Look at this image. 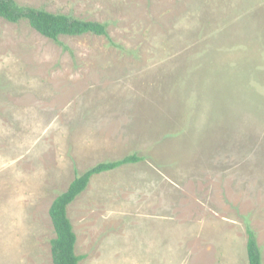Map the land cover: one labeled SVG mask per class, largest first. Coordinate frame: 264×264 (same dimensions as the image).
I'll list each match as a JSON object with an SVG mask.
<instances>
[{
	"label": "rangeland",
	"instance_id": "obj_1",
	"mask_svg": "<svg viewBox=\"0 0 264 264\" xmlns=\"http://www.w3.org/2000/svg\"><path fill=\"white\" fill-rule=\"evenodd\" d=\"M106 24L49 39L0 17V264H264V0H15ZM66 47V48H65Z\"/></svg>",
	"mask_w": 264,
	"mask_h": 264
},
{
	"label": "trees",
	"instance_id": "obj_2",
	"mask_svg": "<svg viewBox=\"0 0 264 264\" xmlns=\"http://www.w3.org/2000/svg\"><path fill=\"white\" fill-rule=\"evenodd\" d=\"M0 17L10 22L26 20L30 27L52 40H57L61 35L78 36L85 33L107 36L105 23L21 5L15 0H0ZM140 160L141 156L133 153L119 159L98 162L77 174L67 188L53 199L48 211L55 232L51 240L53 264H78L84 257L75 253L76 235L67 216V206L85 190L90 178L95 174ZM245 232L247 264H262L261 248L257 243L255 231L247 220Z\"/></svg>",
	"mask_w": 264,
	"mask_h": 264
}]
</instances>
